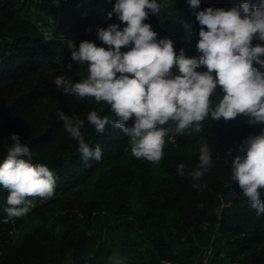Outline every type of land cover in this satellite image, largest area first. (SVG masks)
I'll return each instance as SVG.
<instances>
[{
    "label": "trees",
    "instance_id": "trees-1",
    "mask_svg": "<svg viewBox=\"0 0 264 264\" xmlns=\"http://www.w3.org/2000/svg\"><path fill=\"white\" fill-rule=\"evenodd\" d=\"M159 2L160 12L146 22L158 37L172 38L177 53L183 48L189 57L198 55L199 9L186 0ZM239 2L201 0L200 9ZM113 5L114 0H0V160L12 143L10 133L16 132L29 145L33 162L48 165L57 176L55 195L32 198L30 212L13 220H5L8 193L0 188V264H84L88 255H101L107 241L106 261L115 252L126 264H264V215H256L231 172L237 145L259 134L264 124H249L239 114L228 121L209 118L203 131L177 135L169 121L157 164L134 157L130 138L120 129L95 131L87 114L96 109L110 115L105 102L56 90L58 75L87 76L86 64L66 67L67 40L102 44L97 28L121 23L108 15ZM219 94L217 86L214 101ZM60 111L85 120V139L90 146L101 145V160L82 158L59 120ZM204 143L213 164L194 180L189 173ZM180 162L186 165L183 175L177 172Z\"/></svg>",
    "mask_w": 264,
    "mask_h": 264
},
{
    "label": "clouds",
    "instance_id": "clouds-1",
    "mask_svg": "<svg viewBox=\"0 0 264 264\" xmlns=\"http://www.w3.org/2000/svg\"><path fill=\"white\" fill-rule=\"evenodd\" d=\"M186 2L199 9L195 11L201 26L196 41L198 55L189 57L183 48L177 53L174 40L158 37L146 22L160 12L159 0H114L108 15L115 14L123 27L110 23L97 28L99 45L87 39L78 45L67 40L70 62L66 67L72 69L73 62L86 64L87 76L75 80L58 75L53 80L56 90L64 95L92 97L97 104L103 101L109 105L110 115L101 116L96 109L87 114L95 131L104 133L108 126L120 129L130 138L134 157L157 164L164 156L165 137L170 131L163 125L169 121L175 123L177 135L185 130L203 131L202 122L209 118L228 121L239 114L248 117L249 124H264V0H240L230 8L202 9L201 0ZM201 68L205 70H198ZM217 86L223 93L218 102L213 100ZM57 115L77 141L82 158L101 160V145L90 146L85 139V120L63 111ZM8 139L12 143L0 160V188L8 193L3 208L6 221L28 214L34 206L32 198H52L57 184V176L48 165L33 162V153L19 133H10ZM170 139L174 141L175 136ZM237 152L231 160L232 179L256 215H264V129L246 137L237 145ZM212 164L211 149L204 143L198 165L189 175L199 180ZM185 168L180 162L178 174L183 175ZM192 186L201 187L199 183ZM222 207L216 209L218 214ZM105 264L126 262L113 253Z\"/></svg>",
    "mask_w": 264,
    "mask_h": 264
},
{
    "label": "rangeland",
    "instance_id": "rangeland-1",
    "mask_svg": "<svg viewBox=\"0 0 264 264\" xmlns=\"http://www.w3.org/2000/svg\"><path fill=\"white\" fill-rule=\"evenodd\" d=\"M99 245H100V243H99ZM99 245L96 246L97 248L93 247L92 251H94V250L96 251L98 249ZM109 245H110V242H108V241L106 243H104V245H102L101 255H99V256L94 257L91 255H88V257H90V258L88 260V263H86V264H105L106 259H105L104 254L107 252Z\"/></svg>",
    "mask_w": 264,
    "mask_h": 264
},
{
    "label": "built area",
    "instance_id": "built-area-1",
    "mask_svg": "<svg viewBox=\"0 0 264 264\" xmlns=\"http://www.w3.org/2000/svg\"><path fill=\"white\" fill-rule=\"evenodd\" d=\"M89 258H85L84 260V264H86L88 262Z\"/></svg>",
    "mask_w": 264,
    "mask_h": 264
}]
</instances>
